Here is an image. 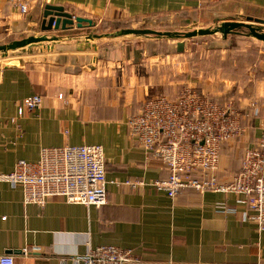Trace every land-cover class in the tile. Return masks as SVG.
<instances>
[{
  "label": "crops",
  "instance_id": "0c3cea01",
  "mask_svg": "<svg viewBox=\"0 0 264 264\" xmlns=\"http://www.w3.org/2000/svg\"><path fill=\"white\" fill-rule=\"evenodd\" d=\"M18 3L27 6L25 13ZM46 4L60 5L93 25L74 23L66 30L42 31ZM161 15L204 26L264 18V0H0V27L7 33L63 37L50 42L54 50L47 59L0 66V173L12 171L19 159L36 161L44 147L98 144L107 181L106 204L89 207L56 197L42 207L24 204L20 186L0 181V256L12 255L13 264H85L77 257L89 248L114 245L130 249L137 264H264V231L256 230L243 209H216L218 203L235 204L239 195L188 188L170 198L148 184L167 172L160 159L130 135L127 120L147 98L180 93L176 83L184 80V59L146 56L136 46L127 47L126 41H87L82 36L101 22ZM254 40L242 43L241 49H255L264 57V42ZM230 63L238 65L236 58ZM246 65L243 70L249 74L256 64ZM219 78L194 74L186 83L202 91L198 83L216 80L219 88L211 85L202 93L223 98L220 104L233 103L242 90L240 80ZM33 94L41 96V105L18 115L17 104ZM252 98L241 108L233 103L244 112L250 105L253 112L257 109L245 121L246 128L254 127L246 147L264 125V71ZM126 180L142 184L131 187ZM24 248L30 250L26 255Z\"/></svg>",
  "mask_w": 264,
  "mask_h": 264
},
{
  "label": "built area",
  "instance_id": "2783aa9c",
  "mask_svg": "<svg viewBox=\"0 0 264 264\" xmlns=\"http://www.w3.org/2000/svg\"><path fill=\"white\" fill-rule=\"evenodd\" d=\"M18 10L25 13L27 6L18 3ZM41 103L38 94L25 97L16 106L17 114L34 111ZM246 119L232 102L220 104L187 85L173 99L162 95L147 98L142 109L129 117L127 125L130 135L146 151L154 153L167 172L163 179L149 182L151 187L170 198L188 188L235 193L239 195L236 203H218L217 211L236 213L243 209L256 230L262 232L264 125L255 142L244 148L239 170L228 180L217 176L222 145L245 132ZM0 181L20 186L23 203L40 207L54 197L86 207L102 206L107 201L105 158L98 144L41 148L36 161L17 160L12 171L0 173ZM124 183L131 187L142 184L131 180ZM29 251L24 248L22 253ZM79 259L85 264L138 263L130 249L114 245L89 248ZM13 262L12 255L0 256V264Z\"/></svg>",
  "mask_w": 264,
  "mask_h": 264
},
{
  "label": "rangeland",
  "instance_id": "374dc122",
  "mask_svg": "<svg viewBox=\"0 0 264 264\" xmlns=\"http://www.w3.org/2000/svg\"><path fill=\"white\" fill-rule=\"evenodd\" d=\"M126 26V28H149L156 31H183L191 28L206 27L204 25H200L199 23H186L183 21V17L181 16L164 15L127 22ZM119 28L121 27H116L106 22H101L96 27L89 29L87 32L103 34L114 32ZM4 30L5 29L3 27H0V44H5L12 40L22 38L20 37L22 36L20 34L7 33V31ZM238 31L239 33L228 34L225 39L222 38L221 34L219 33L184 39L182 40L184 47L181 53H177L176 51L175 45L179 40L175 39H158L154 37L138 38L131 35L118 38L101 39H103L102 41L104 42L126 41L127 43H130L132 47L136 46L140 51L142 49L146 56L168 55L169 57L178 56L180 59H184L186 67L184 80H178L176 83L177 88H180L181 90L187 85L190 78L194 74H201L202 77H209L212 74H217L222 78H235L236 80H240L242 90L241 92L237 91L239 95L234 97L232 101L238 108H241L246 104V101L253 100L252 96L254 94L256 80H261V76L263 75L264 57L262 54L259 56L255 49H251L250 51L242 50L240 47L242 43L256 40H254L255 38H246L249 37L245 35V33L248 32L247 29L242 28L238 29ZM83 34L82 36L84 37L86 33L84 35ZM49 45L52 46L53 43L44 41L33 44L24 49H18L9 52L6 57H0V66L8 64H29L33 63L34 61L47 59L51 56V53H53L52 51L54 50L52 48H47ZM229 45H231L233 48H231L230 52H227L225 51V48H228ZM232 58L237 59L238 65H231L230 60ZM245 64H247V67H250L254 64L256 65L250 69L253 71L247 74L243 70V66ZM186 76L188 78H186ZM222 78H219V80ZM249 79L253 80L249 81ZM186 81L188 82L186 83ZM198 84L203 86L201 89H203L205 92L211 85L212 88L215 89L221 86V84L216 80L209 83H206L204 80H202ZM198 89L199 88L197 87V90ZM203 90L198 91L202 93ZM229 91L231 94L232 92H235L232 90V88ZM222 94H228V91ZM222 94L220 96H223ZM208 96L213 99L215 98L214 100L216 101L223 100V98L217 99L211 94H208ZM225 97H228V95H225ZM253 129L254 127L252 126L246 128L245 132L241 136L231 139L222 145L217 170L218 175H220L222 180H226L228 176L230 177V175L232 176L239 168L242 150L247 146V141L249 139L248 136L251 135Z\"/></svg>",
  "mask_w": 264,
  "mask_h": 264
},
{
  "label": "water",
  "instance_id": "95a60500",
  "mask_svg": "<svg viewBox=\"0 0 264 264\" xmlns=\"http://www.w3.org/2000/svg\"><path fill=\"white\" fill-rule=\"evenodd\" d=\"M76 27H82L83 23L88 26H92L93 23L90 19L72 16L64 11V8L60 5L46 4L42 11V19L40 29L42 31L50 30H66L72 25ZM247 29L246 36L253 37L257 40L264 42V18H252L247 17L245 20H225L215 25H209L206 27L191 28L183 31H156L149 28H121L114 32L97 34L88 33L84 36L85 40L90 41L98 38H118L123 36L134 37H154L158 39H175L179 40L176 43V50L182 51L184 39H190L197 36L213 35L216 33L221 34L222 38H225L228 34L239 33L238 29ZM63 39V37L57 35H29L20 39L12 40L5 44H0V57H6L9 52L24 49L33 44L40 42H53ZM127 47H130V43H127ZM47 48H51L49 45Z\"/></svg>",
  "mask_w": 264,
  "mask_h": 264
},
{
  "label": "trees",
  "instance_id": "16d2710c",
  "mask_svg": "<svg viewBox=\"0 0 264 264\" xmlns=\"http://www.w3.org/2000/svg\"><path fill=\"white\" fill-rule=\"evenodd\" d=\"M108 24H110V25H113V26H116V27H121V28H126L127 26H126V24H127V22H122V21H109V22H107ZM121 28H119V29H121ZM198 91V90H197ZM199 92V91H198ZM200 94H202V95H205V96H208V95H206V94H203V93H201V92H199ZM176 97V96H175ZM174 97V98H175ZM209 98H211L210 96H208ZM173 99V98H172ZM211 99H213V98H211ZM214 100V99H213ZM216 101V100H215ZM253 105H250L249 106V109H250V111L248 112V111H246L245 110V112L244 111H241L244 115H246L247 116V118L248 117H250V116H252L253 115ZM239 110V109H238ZM217 173H218V171H217ZM217 176H218V174H217Z\"/></svg>",
  "mask_w": 264,
  "mask_h": 264
}]
</instances>
